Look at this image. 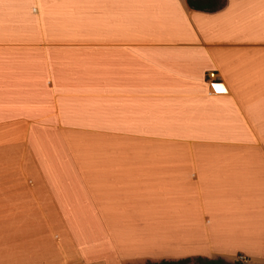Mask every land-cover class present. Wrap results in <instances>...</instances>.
Here are the masks:
<instances>
[{"label": "crops", "instance_id": "obj_1", "mask_svg": "<svg viewBox=\"0 0 264 264\" xmlns=\"http://www.w3.org/2000/svg\"><path fill=\"white\" fill-rule=\"evenodd\" d=\"M237 254L264 264V0H0V264Z\"/></svg>", "mask_w": 264, "mask_h": 264}, {"label": "trees", "instance_id": "obj_2", "mask_svg": "<svg viewBox=\"0 0 264 264\" xmlns=\"http://www.w3.org/2000/svg\"><path fill=\"white\" fill-rule=\"evenodd\" d=\"M189 7L202 10V11H212L219 8L222 4V0H186ZM147 264H228L222 258H205V257H195L182 258V259H161L158 261H150ZM234 264H242L238 261H234Z\"/></svg>", "mask_w": 264, "mask_h": 264}, {"label": "built area", "instance_id": "obj_3", "mask_svg": "<svg viewBox=\"0 0 264 264\" xmlns=\"http://www.w3.org/2000/svg\"><path fill=\"white\" fill-rule=\"evenodd\" d=\"M206 77L209 85L214 86L215 88L218 87V89H220L221 91L225 90L223 87V82L220 80V78L217 77V74L215 72H208ZM236 261L242 264L247 263L246 257L242 254L236 255Z\"/></svg>", "mask_w": 264, "mask_h": 264}, {"label": "rangeland", "instance_id": "obj_4", "mask_svg": "<svg viewBox=\"0 0 264 264\" xmlns=\"http://www.w3.org/2000/svg\"><path fill=\"white\" fill-rule=\"evenodd\" d=\"M236 259V258H235ZM226 261V260H225ZM234 261L235 260H230V261H227L228 262V264H234ZM149 261H133V262H130V263H125V264H147ZM245 264H253L251 261L249 262L248 261V263H245Z\"/></svg>", "mask_w": 264, "mask_h": 264}]
</instances>
